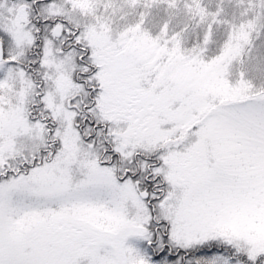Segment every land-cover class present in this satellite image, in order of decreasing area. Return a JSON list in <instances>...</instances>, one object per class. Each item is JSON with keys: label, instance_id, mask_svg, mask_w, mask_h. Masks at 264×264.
Returning <instances> with one entry per match:
<instances>
[{"label": "snow or ice", "instance_id": "obj_1", "mask_svg": "<svg viewBox=\"0 0 264 264\" xmlns=\"http://www.w3.org/2000/svg\"><path fill=\"white\" fill-rule=\"evenodd\" d=\"M0 264H264V0H0Z\"/></svg>", "mask_w": 264, "mask_h": 264}]
</instances>
